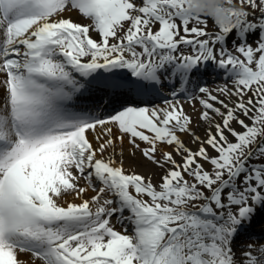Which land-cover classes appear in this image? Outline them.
<instances>
[{"label": "snow or ice", "instance_id": "obj_1", "mask_svg": "<svg viewBox=\"0 0 264 264\" xmlns=\"http://www.w3.org/2000/svg\"><path fill=\"white\" fill-rule=\"evenodd\" d=\"M25 250L264 264V0H0V264Z\"/></svg>", "mask_w": 264, "mask_h": 264}, {"label": "bare ground", "instance_id": "obj_2", "mask_svg": "<svg viewBox=\"0 0 264 264\" xmlns=\"http://www.w3.org/2000/svg\"><path fill=\"white\" fill-rule=\"evenodd\" d=\"M72 17H73V19H76V20L81 19V17L75 12L72 13ZM185 108L188 109L189 111L191 110L190 105H188L187 103H185ZM198 131L202 132L203 129H198ZM132 162L138 163V167H136V171H138V172L147 173L148 171H153V172L159 171L158 169L155 168V166H153L149 163H145L142 160V158L140 157L139 153H137L135 157H132V156L126 154V156H125V167H129V165ZM154 179H155V177H154ZM81 183L83 184V180L81 181ZM88 193L92 194L91 189L88 190ZM19 256L26 262V264H43V262L39 258L33 259V255H31L29 253L20 252Z\"/></svg>", "mask_w": 264, "mask_h": 264}]
</instances>
